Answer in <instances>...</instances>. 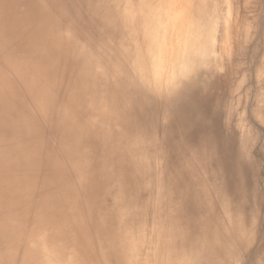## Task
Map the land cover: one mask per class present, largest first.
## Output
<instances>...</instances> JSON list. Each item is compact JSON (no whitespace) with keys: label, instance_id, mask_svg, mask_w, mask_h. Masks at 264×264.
Segmentation results:
<instances>
[{"label":"bare ground","instance_id":"bare-ground-1","mask_svg":"<svg viewBox=\"0 0 264 264\" xmlns=\"http://www.w3.org/2000/svg\"><path fill=\"white\" fill-rule=\"evenodd\" d=\"M250 2L0 0V264H264Z\"/></svg>","mask_w":264,"mask_h":264},{"label":"rangeland","instance_id":"rangeland-1","mask_svg":"<svg viewBox=\"0 0 264 264\" xmlns=\"http://www.w3.org/2000/svg\"><path fill=\"white\" fill-rule=\"evenodd\" d=\"M231 5H232V13H231L232 17H234V18L237 17V16L241 17L243 15V13H244L243 1L240 4H236V3L234 4V3L231 2ZM248 5H249L248 6L249 8L247 7L246 10H247L248 13L251 12L250 15L252 17H254L256 36H255V39H253L252 43L255 46V51L254 52L257 55V67H258L260 65L261 61H264V0H251V2L248 3ZM223 7H224L225 11L228 8L226 3L223 4ZM250 47H251V45H250V43H248L247 49L250 48ZM91 50H93V49H91ZM251 53H252V51L250 49H248L241 59H243V61H245L248 58V56L251 55ZM95 54H97V53L95 52ZM244 68L246 69L245 65H244ZM239 76L241 77L242 74H240ZM244 84H245V86H244L245 88L246 87H250V88H253L254 90H256V81H255L254 72H250V74H246L245 75ZM180 96L181 95H179L177 97V103L181 104V105H183L185 103L184 101H186V100H188L190 98L189 95H182L181 97ZM43 128H44L43 129L44 133L47 135V138H49V135H48L49 132L47 131V127L45 125H43ZM254 129L256 131V134L258 135V140H256V145H255V152H257L259 147L262 144V134H264V128L261 126L260 123H258V121L255 120L254 121ZM47 142L49 143L48 145L53 146L54 149H55V146H54L55 144H54V142L52 140L51 141H47ZM56 155H57L58 158H60V154H59L58 150L56 151ZM61 162L63 163L62 160H61ZM61 166H63V168H64L63 171L66 172L65 165H61ZM59 168L62 171V168L61 167H59ZM70 185H71V183H70ZM73 196H74V194H73ZM76 198H77V200H78V202H79V204L81 206V207L79 206L80 208H79L78 213L80 212L79 216H81L83 218V220H84L83 229H84L85 233L87 234V239L89 240L88 225H87V221L85 220V217H84L85 209H84V206H82V204H81V202H82L81 201V196L80 195H76ZM87 239H86V241H87ZM87 242H88L89 247H90L89 248V250L91 252L90 255L92 254V258H93V261L95 262V264H98L97 260L95 258V253H94L96 250H95V248H94V250H91L92 249V244L90 243V241H87Z\"/></svg>","mask_w":264,"mask_h":264}]
</instances>
